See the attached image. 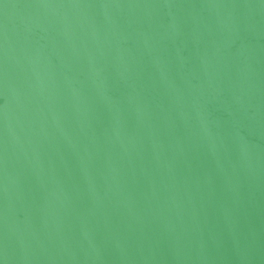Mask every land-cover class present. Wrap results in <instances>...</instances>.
<instances>
[{
  "label": "water",
  "instance_id": "water-1",
  "mask_svg": "<svg viewBox=\"0 0 264 264\" xmlns=\"http://www.w3.org/2000/svg\"><path fill=\"white\" fill-rule=\"evenodd\" d=\"M0 264H264V0H0Z\"/></svg>",
  "mask_w": 264,
  "mask_h": 264
}]
</instances>
